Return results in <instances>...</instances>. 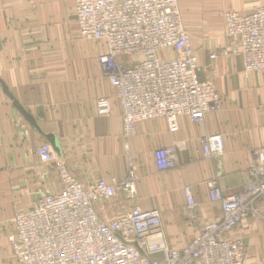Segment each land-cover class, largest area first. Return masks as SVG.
<instances>
[{
	"label": "crops",
	"instance_id": "obj_1",
	"mask_svg": "<svg viewBox=\"0 0 264 264\" xmlns=\"http://www.w3.org/2000/svg\"><path fill=\"white\" fill-rule=\"evenodd\" d=\"M75 1L0 0V264H16L9 244L13 218L62 188L54 168L35 155L41 144L49 143L85 184L99 179L121 182L134 172V197L120 191L98 206L99 213L109 220L133 207L157 208L166 240L176 249L195 238L204 224L222 218L220 205L209 199L208 183L217 181L226 194L243 192L254 153L264 146V78L246 75L241 56L221 54L227 46L226 26L221 43L193 44L200 80L211 81L220 97L205 123L181 116L178 131L172 133L166 120H148L137 125L133 138L125 139L116 93L98 62L105 48L77 41ZM224 4L209 12L218 14ZM231 6L228 12L246 13L256 7ZM214 52L218 59L212 64ZM100 97L111 99L110 116L98 114ZM15 100L34 118L35 126ZM212 134L225 140V154L218 160L205 158L201 146V139ZM170 146L177 148L178 163L159 171L156 154ZM187 186L197 204L191 214L185 211ZM258 211L230 236L243 242L244 264H264V200Z\"/></svg>",
	"mask_w": 264,
	"mask_h": 264
},
{
	"label": "built area",
	"instance_id": "obj_2",
	"mask_svg": "<svg viewBox=\"0 0 264 264\" xmlns=\"http://www.w3.org/2000/svg\"><path fill=\"white\" fill-rule=\"evenodd\" d=\"M75 12L80 36L105 48L98 62L116 93L125 139L133 138L137 125L148 120H166L172 133L178 131L181 116L205 123L220 97L211 81L199 78L200 66L180 0H76ZM225 37L227 46L221 54L241 56L246 75L264 78V5L246 13H227ZM210 59L213 64L218 54L214 52ZM96 105L100 116L111 115L109 97H100ZM201 146L207 159L218 160L225 154L221 134L204 136ZM35 155L54 168L62 188L13 218L9 244L16 264L245 263L243 242L230 236L244 220L259 214L258 203L264 200V146L254 153L243 192L226 194L217 181L208 183L209 199L220 205L222 218L204 224L180 249L167 242L157 208L133 207L109 220L99 213L98 206L120 191L134 197V172L121 182L99 179L85 184L49 143L38 146ZM156 155L159 171L178 163L176 146ZM184 194L185 211L191 214L197 206L192 189L185 187Z\"/></svg>",
	"mask_w": 264,
	"mask_h": 264
},
{
	"label": "rangeland",
	"instance_id": "obj_3",
	"mask_svg": "<svg viewBox=\"0 0 264 264\" xmlns=\"http://www.w3.org/2000/svg\"><path fill=\"white\" fill-rule=\"evenodd\" d=\"M224 2L227 5L223 11H219L218 14L214 13V15L209 12L215 9L216 4ZM234 3L243 5L242 8H249L255 5L257 6L261 3V0H180V9L184 26L192 38L194 45L195 41L200 40H206L208 43L222 42V37L224 38V34L222 35V33H224L226 26V15L229 13L228 11ZM225 4L222 6L225 7ZM73 26L77 41L85 40L80 36L74 22ZM204 28L206 29L205 31Z\"/></svg>",
	"mask_w": 264,
	"mask_h": 264
},
{
	"label": "water",
	"instance_id": "obj_4",
	"mask_svg": "<svg viewBox=\"0 0 264 264\" xmlns=\"http://www.w3.org/2000/svg\"><path fill=\"white\" fill-rule=\"evenodd\" d=\"M3 87H4V91L6 92V94L8 95V96H10L11 98H12V95H11V93H10V91H9V89L6 87V85L5 84H3ZM14 104H15V106L18 108V110L25 116V118L31 123V124H33L34 126L36 125V123H35V120H34V118L19 104V102L18 101H14Z\"/></svg>",
	"mask_w": 264,
	"mask_h": 264
}]
</instances>
